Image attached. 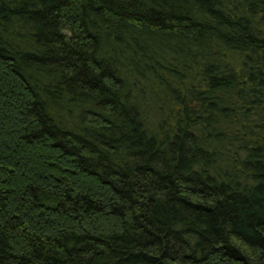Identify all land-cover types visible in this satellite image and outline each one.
Wrapping results in <instances>:
<instances>
[{"label":"trees","instance_id":"obj_1","mask_svg":"<svg viewBox=\"0 0 264 264\" xmlns=\"http://www.w3.org/2000/svg\"><path fill=\"white\" fill-rule=\"evenodd\" d=\"M0 264H264V0H0Z\"/></svg>","mask_w":264,"mask_h":264}]
</instances>
